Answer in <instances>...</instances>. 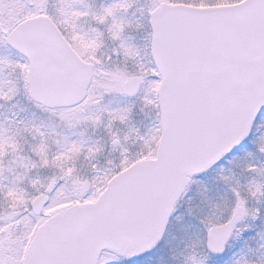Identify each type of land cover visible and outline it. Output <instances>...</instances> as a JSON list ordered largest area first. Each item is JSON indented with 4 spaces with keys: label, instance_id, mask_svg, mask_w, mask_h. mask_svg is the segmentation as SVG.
Returning <instances> with one entry per match:
<instances>
[{
    "label": "snow or ice",
    "instance_id": "obj_1",
    "mask_svg": "<svg viewBox=\"0 0 264 264\" xmlns=\"http://www.w3.org/2000/svg\"><path fill=\"white\" fill-rule=\"evenodd\" d=\"M0 264H264V0H0Z\"/></svg>",
    "mask_w": 264,
    "mask_h": 264
}]
</instances>
